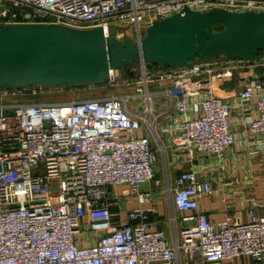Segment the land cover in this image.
Segmentation results:
<instances>
[{
  "label": "built area",
  "instance_id": "2783aa9c",
  "mask_svg": "<svg viewBox=\"0 0 264 264\" xmlns=\"http://www.w3.org/2000/svg\"><path fill=\"white\" fill-rule=\"evenodd\" d=\"M186 7L264 10V0H0V22L102 25L136 40ZM131 68L101 83L126 87L120 94L12 101L69 86L0 90V264H238L242 255L264 264V197L246 187L260 178L252 164L264 165V56ZM157 81L169 84L153 90ZM232 159L246 177L226 179ZM118 185L139 201L120 221L107 199ZM223 187L247 218L215 221L202 208ZM163 197L182 212L171 216L173 242L150 218Z\"/></svg>",
  "mask_w": 264,
  "mask_h": 264
},
{
  "label": "water",
  "instance_id": "95a60500",
  "mask_svg": "<svg viewBox=\"0 0 264 264\" xmlns=\"http://www.w3.org/2000/svg\"><path fill=\"white\" fill-rule=\"evenodd\" d=\"M264 10L186 7L151 22L136 40L55 21L0 22V90L106 83L112 69L133 73L196 59L259 60Z\"/></svg>",
  "mask_w": 264,
  "mask_h": 264
},
{
  "label": "crops",
  "instance_id": "0c3cea01",
  "mask_svg": "<svg viewBox=\"0 0 264 264\" xmlns=\"http://www.w3.org/2000/svg\"><path fill=\"white\" fill-rule=\"evenodd\" d=\"M168 84L169 82L166 81L165 82L157 81L153 83L152 88L153 90H158L161 89L163 86L164 87L167 86ZM226 86H228V88H231L233 87V84L228 83ZM155 101L157 105H159L160 101L156 99V97H155ZM229 158L231 159V156ZM164 163H165V158L163 154L160 153L159 174L163 180V185H167L168 182L166 179V174L164 172V166H163ZM227 164L230 168V172H228L227 174V178H226L227 180L232 179L233 176L236 175L246 177V171H245L246 165L243 162L237 164L232 159L229 160ZM261 166L262 167H260V165L258 164H252V168H254V174H258L260 178L257 181H253V183L246 184V187H252L253 193L263 198L264 197V165ZM220 185L218 186L220 187ZM123 188H125V185L113 186L109 193V197L107 198L110 203V207L112 211L115 213L114 219L116 221H120V219L122 220L125 219L127 210L139 204L137 197H135L134 195H128V196L123 195L122 194ZM142 188L144 189L152 188L154 190L157 189L153 182L143 183ZM234 193L235 192H232V190H229V188L226 189V187H223L222 189L218 190L216 194L203 197L201 199V206L203 209L209 212L211 218L215 221L221 220L228 211L235 212L236 214H239L242 218H247L248 213H247V206L245 201H243V199H238V196L234 195ZM239 195L243 196V194L241 193H239ZM163 198L164 199L161 202L159 212L151 213L150 218L154 221V227L164 229L170 241L173 242L175 227L171 216L172 213L174 212L176 213L177 216H179L180 213L182 212H179L178 210L174 209L171 206L170 199L168 197H163ZM237 261L238 264H259L254 260V258L245 255L240 256L237 259ZM226 264H232V261L227 260Z\"/></svg>",
  "mask_w": 264,
  "mask_h": 264
},
{
  "label": "rangeland",
  "instance_id": "374dc122",
  "mask_svg": "<svg viewBox=\"0 0 264 264\" xmlns=\"http://www.w3.org/2000/svg\"><path fill=\"white\" fill-rule=\"evenodd\" d=\"M126 87L105 84L69 86L61 92L43 91L38 94L25 93L9 97L10 100H36V101H69L71 99L88 98L104 95L120 94ZM223 90L228 91V86ZM11 108L9 111H12Z\"/></svg>",
  "mask_w": 264,
  "mask_h": 264
},
{
  "label": "bare ground",
  "instance_id": "6f19581e",
  "mask_svg": "<svg viewBox=\"0 0 264 264\" xmlns=\"http://www.w3.org/2000/svg\"><path fill=\"white\" fill-rule=\"evenodd\" d=\"M127 31H128V34H129L130 36H133V32H132L131 29H129V30H127Z\"/></svg>",
  "mask_w": 264,
  "mask_h": 264
}]
</instances>
